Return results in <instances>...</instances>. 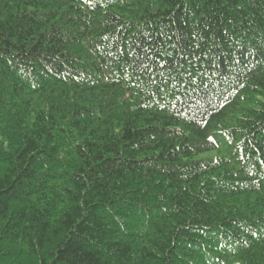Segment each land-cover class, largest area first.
Returning a JSON list of instances; mask_svg holds the SVG:
<instances>
[{"label": "trees", "instance_id": "1", "mask_svg": "<svg viewBox=\"0 0 264 264\" xmlns=\"http://www.w3.org/2000/svg\"><path fill=\"white\" fill-rule=\"evenodd\" d=\"M0 264H264V0H0Z\"/></svg>", "mask_w": 264, "mask_h": 264}]
</instances>
